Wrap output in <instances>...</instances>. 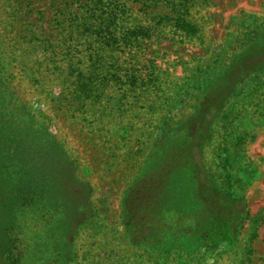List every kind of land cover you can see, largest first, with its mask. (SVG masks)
<instances>
[{
  "label": "rangeland",
  "instance_id": "374dc122",
  "mask_svg": "<svg viewBox=\"0 0 264 264\" xmlns=\"http://www.w3.org/2000/svg\"><path fill=\"white\" fill-rule=\"evenodd\" d=\"M156 1L102 0L89 20V0H0V237L57 253L56 235L70 228L55 192L68 160L95 215L75 238L74 264H264V56L253 55L264 0ZM163 119L170 130L154 157ZM194 165L247 200L236 247L134 245L121 220L127 192L152 172L166 201L147 214L186 234L198 214ZM29 257L52 264L50 253Z\"/></svg>",
  "mask_w": 264,
  "mask_h": 264
},
{
  "label": "trees",
  "instance_id": "16d2710c",
  "mask_svg": "<svg viewBox=\"0 0 264 264\" xmlns=\"http://www.w3.org/2000/svg\"><path fill=\"white\" fill-rule=\"evenodd\" d=\"M100 1L102 2V0H99V2L98 0H89L87 3L88 10L86 11L88 17H83V19L95 20L99 17L98 6ZM123 1L125 2L124 7L126 8L127 5L128 7H131V5L135 3L131 2V0ZM132 1H136L138 4L142 3L145 6L148 0ZM159 1L162 0H157L156 5ZM182 1H170L169 3H171L172 6H181ZM253 26L264 28V21L255 22ZM262 31L264 34L263 29ZM136 33H138L136 30L127 33L125 39H127L129 36H135ZM262 42L263 44L256 48L257 51L253 52L254 56H264V39ZM252 43L258 44V42ZM234 93L235 88L233 87V91L227 100L230 97H233ZM168 121L169 119H163L161 123H159V135L154 142V157L158 155L157 152L162 149L163 145L167 141L166 135L170 130V128L167 129L169 124ZM194 139V142L199 140L198 137H194ZM188 158L190 161L195 162V153L189 150ZM60 160V154L56 153V163L53 176L59 182L63 178V170L60 165ZM66 160L67 158H65V161ZM152 162V167L154 168L156 161L153 160ZM69 163L70 162L67 160L66 170L70 172L71 176L69 178L66 177V186H64L63 191L59 189L60 187L58 184L55 187V192L59 193L63 198L64 205L62 209L67 213V224L70 225L69 230L65 231L64 235H56L57 253L54 251L49 252V250L47 252L41 253L37 251L23 252L19 247H16L15 244L12 245L13 240H11L9 236L4 237L5 239L0 237V264H26L28 259H33L29 257L30 254L37 258L38 261L40 254L48 253H50L51 257H48L46 262L51 261L52 264L75 263V238L79 235V231L83 228V226L90 224V221L95 215L93 216L92 214L93 207L89 201L90 190L89 188L85 187V185L77 182L74 175V165L72 162L70 164ZM196 172L197 168L194 165V176L197 180L195 187L196 204H194V208L198 214L193 216L195 217L193 218L195 219L193 225L188 226L187 229H185L186 234H183L184 230L181 231L180 235L172 234L170 231H162L163 226H161V223L163 218L158 217V215L161 213V209L164 205V202L166 201L165 198H161L162 185L164 186L166 182L159 180L154 187L150 182H148L152 178V172H150L143 181L139 182L140 186L137 185L131 191V193L129 191L127 192V195L125 196L126 200L124 201V206L122 209L121 220L125 226L127 237L132 243H134V245L143 247H157L160 250H164V252L176 250L179 247L185 250H195L194 252H197L199 248L215 250L216 248L224 246L229 248L236 247L239 240L240 230L249 218L247 200L244 197L239 198L235 196L234 192L232 191L234 186L225 187L222 183L218 184L214 182L208 173L202 178L200 177L201 175L199 176ZM154 174L157 176L155 172ZM7 183L8 182H3L0 177V192L3 190V188L6 191V187H8L6 185ZM231 188L232 190H230ZM139 196V200L134 202L133 199ZM50 198H53V196ZM180 203L182 205L185 204V202H181L174 196H171L168 200V204L172 205L173 207L175 205V208H179ZM58 204L59 203L54 199L52 206L58 208ZM81 206L82 210L80 209ZM152 211L157 212L158 215H151L149 217L147 213ZM163 254L169 256L171 253Z\"/></svg>",
  "mask_w": 264,
  "mask_h": 264
}]
</instances>
